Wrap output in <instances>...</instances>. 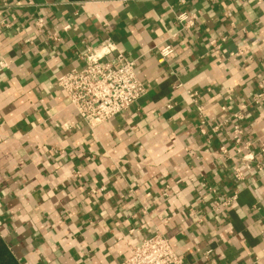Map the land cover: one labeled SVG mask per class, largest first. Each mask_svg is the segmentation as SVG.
<instances>
[{"label": "crops", "instance_id": "0c3cea01", "mask_svg": "<svg viewBox=\"0 0 264 264\" xmlns=\"http://www.w3.org/2000/svg\"><path fill=\"white\" fill-rule=\"evenodd\" d=\"M183 11L196 25L173 36ZM1 21L0 237L19 264H123L157 231L185 264H264V0H0ZM106 39L146 94L91 127L58 78Z\"/></svg>", "mask_w": 264, "mask_h": 264}, {"label": "built area", "instance_id": "2783aa9c", "mask_svg": "<svg viewBox=\"0 0 264 264\" xmlns=\"http://www.w3.org/2000/svg\"><path fill=\"white\" fill-rule=\"evenodd\" d=\"M185 5L188 0H178ZM216 2L219 0H206ZM228 15H231L228 13ZM5 21H1L3 23ZM179 29L173 36L188 32L196 25V18L183 11L176 16ZM36 27L40 31L46 26L45 19L38 17ZM67 28L69 26H66ZM33 41V40H30ZM164 59H169L175 52L172 43L166 42L158 48ZM85 66L74 69L58 78L59 87L66 93L70 104L75 107L79 117L91 127L106 122L126 111L132 104L146 94V89L138 77L135 62L123 54L117 53V46L106 39L98 46H90L83 53ZM3 64V62H1ZM264 102V87L254 96L252 103L256 106ZM199 107L200 116H204ZM203 118V117H201ZM245 119L243 113H237L232 121L233 149L243 154V161L252 160L250 155L244 154L251 146L243 144L244 133L242 124ZM228 124V120L219 122L214 128L219 130ZM264 152V144L261 147ZM220 152L226 154L228 148L223 145ZM237 180L243 179L239 168L235 169ZM93 192L95 190H92ZM233 198H219L212 206L213 211L226 208ZM123 264H185L183 258L175 252L170 240L157 231L144 238L140 244L131 246V254L124 259Z\"/></svg>", "mask_w": 264, "mask_h": 264}, {"label": "trees", "instance_id": "16d2710c", "mask_svg": "<svg viewBox=\"0 0 264 264\" xmlns=\"http://www.w3.org/2000/svg\"><path fill=\"white\" fill-rule=\"evenodd\" d=\"M0 264H19L6 242L0 237Z\"/></svg>", "mask_w": 264, "mask_h": 264}]
</instances>
